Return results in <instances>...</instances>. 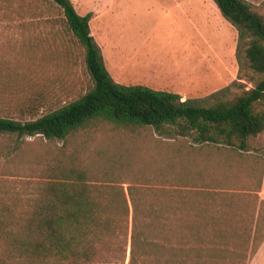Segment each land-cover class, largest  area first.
<instances>
[{"label":"trees","instance_id":"1","mask_svg":"<svg viewBox=\"0 0 264 264\" xmlns=\"http://www.w3.org/2000/svg\"><path fill=\"white\" fill-rule=\"evenodd\" d=\"M52 1L82 47L92 84L45 113L32 102L30 118L0 116V176L6 175L0 177V264H185L196 252L188 243L230 235L249 236L255 253L264 239V200L241 232L220 226L230 214L216 208L209 170L195 167L191 155L215 147L243 161L246 140L264 133V12L247 0H213L244 38L251 87L240 84L234 94L217 93L205 104L115 82L91 34L90 15L79 14L70 0ZM104 126L178 138V159L148 169L129 148L89 151L88 136L79 135ZM24 137L40 143L31 147ZM181 137L192 141L187 161ZM263 170L261 157L260 182Z\"/></svg>","mask_w":264,"mask_h":264},{"label":"rangeland","instance_id":"2","mask_svg":"<svg viewBox=\"0 0 264 264\" xmlns=\"http://www.w3.org/2000/svg\"><path fill=\"white\" fill-rule=\"evenodd\" d=\"M70 1L79 14L90 15V31L102 62L119 84L136 85L144 80L153 85L151 88L205 104L217 93L234 94L240 84L251 87L245 76L244 38L213 0ZM247 1L264 12V0ZM186 60L191 64H184ZM91 84L82 47L66 29L62 11L52 0H0V116L30 118L27 109L32 102L40 105L39 114L45 113L77 98ZM84 134L89 138L85 146L89 151L101 146L108 151L129 148L148 169L178 159L179 139L161 137L154 131L131 135L104 126L84 131L78 138ZM23 139L31 147L40 143L34 137ZM180 141V154L187 161L192 141L188 137ZM241 152L243 161L237 154L215 147L191 155L195 167L207 166L209 170V190L218 192L216 208L222 205L220 213L230 214L220 226L240 232L252 216L256 219L262 205L259 167L264 157V133L249 137ZM165 180L169 184V179ZM248 237L230 235L215 242H190L187 246L196 252L186 257L185 264H264L256 257L258 249L250 255Z\"/></svg>","mask_w":264,"mask_h":264},{"label":"crops","instance_id":"3","mask_svg":"<svg viewBox=\"0 0 264 264\" xmlns=\"http://www.w3.org/2000/svg\"><path fill=\"white\" fill-rule=\"evenodd\" d=\"M199 57H200L199 62H201V57H202L201 53H200ZM184 64L189 65V64H191V62L186 60V61H184ZM137 82L139 84H144L145 86H148V87H152L153 86L148 81L139 80ZM182 99H186V98H182ZM246 144H247V140H246ZM261 185H262V187H261L259 196H260V199H263L264 200V170H263V174H262ZM256 257H258L261 261H264V239L261 242V244H260V246L258 248V251L256 252Z\"/></svg>","mask_w":264,"mask_h":264}]
</instances>
